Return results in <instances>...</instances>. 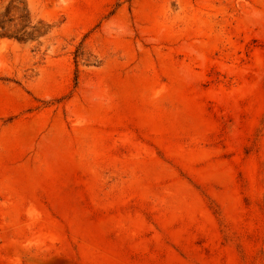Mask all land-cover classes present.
Masks as SVG:
<instances>
[{
  "label": "rangeland",
  "instance_id": "374dc122",
  "mask_svg": "<svg viewBox=\"0 0 264 264\" xmlns=\"http://www.w3.org/2000/svg\"><path fill=\"white\" fill-rule=\"evenodd\" d=\"M25 2L0 264H264V0Z\"/></svg>",
  "mask_w": 264,
  "mask_h": 264
},
{
  "label": "trees",
  "instance_id": "16d2710c",
  "mask_svg": "<svg viewBox=\"0 0 264 264\" xmlns=\"http://www.w3.org/2000/svg\"><path fill=\"white\" fill-rule=\"evenodd\" d=\"M16 0H9L4 8V15L6 18H0V38H14L17 40L25 41L29 38H34L37 36H42L46 34L47 30H40L39 27L35 25H30L31 20L29 18V11L25 0H19L22 2L21 6H18L15 3ZM13 11H17V14ZM16 19L19 21L14 23V29L9 30L5 27V23L14 22ZM30 26L31 30L26 32V27Z\"/></svg>",
  "mask_w": 264,
  "mask_h": 264
},
{
  "label": "bare ground",
  "instance_id": "6f19581e",
  "mask_svg": "<svg viewBox=\"0 0 264 264\" xmlns=\"http://www.w3.org/2000/svg\"><path fill=\"white\" fill-rule=\"evenodd\" d=\"M36 124V123H35ZM37 127V126H36Z\"/></svg>",
  "mask_w": 264,
  "mask_h": 264
}]
</instances>
